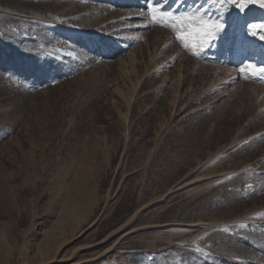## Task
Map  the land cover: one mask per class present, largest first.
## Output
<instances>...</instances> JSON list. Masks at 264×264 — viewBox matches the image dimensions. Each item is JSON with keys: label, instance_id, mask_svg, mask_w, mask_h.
I'll use <instances>...</instances> for the list:
<instances>
[{"label": "rangeland", "instance_id": "1", "mask_svg": "<svg viewBox=\"0 0 264 264\" xmlns=\"http://www.w3.org/2000/svg\"><path fill=\"white\" fill-rule=\"evenodd\" d=\"M110 1L0 0V264H264V0Z\"/></svg>", "mask_w": 264, "mask_h": 264}, {"label": "snow or ice", "instance_id": "2", "mask_svg": "<svg viewBox=\"0 0 264 264\" xmlns=\"http://www.w3.org/2000/svg\"><path fill=\"white\" fill-rule=\"evenodd\" d=\"M256 0H241V3L238 4L237 6L241 8V10H243L245 7H247V4L249 3H255ZM233 3H236V0H233ZM262 6H264V3H262ZM191 19H190V23H191ZM251 27V26H250ZM259 29H264V24H260L257 26ZM224 28L223 24H209V23H202L200 25V27L198 29H196L197 35H202L204 37H208L207 40H205L204 42L209 44L211 43V37L212 35H214L216 32L222 31ZM177 39H179L181 41V43L183 44V46L185 48H188L189 50L191 49V45L186 41L184 35H178ZM196 54V53H194ZM252 69V66H249V70ZM242 71H246L245 69H242ZM259 71L261 73H264V68H260Z\"/></svg>", "mask_w": 264, "mask_h": 264}, {"label": "bare ground", "instance_id": "3", "mask_svg": "<svg viewBox=\"0 0 264 264\" xmlns=\"http://www.w3.org/2000/svg\"><path fill=\"white\" fill-rule=\"evenodd\" d=\"M112 1H115V0H111L110 2H112ZM136 1H137V0H122V4H123V5H127V4H132V5H133V3H135ZM138 4H139V3H138ZM253 19H254V18H253ZM257 19H258V18H257ZM260 19H261V18H260ZM248 20H252V18H249ZM259 24H260V23H259ZM255 25H256V24H255ZM249 26H250V25H249ZM253 30H254V29H253ZM259 30H261V29H259ZM262 31H263V30H262ZM263 32H264V31H263ZM255 38H256V37H255ZM244 40H245L246 42H248V43L251 42V41H252V42H255L254 36L251 37V35H248V34H247V31L244 32V37H243L242 43H244ZM257 40H258V38H257ZM263 42H264V39H263V40L260 39V42H258V43L260 44V43H263ZM252 44H253V43H252ZM263 44H264V43H263ZM263 44H262V45H263ZM259 46H261V45H259ZM250 47H252V46H250ZM250 47H249V48H250ZM249 48H248V49H249ZM239 51H240V50H239ZM241 51L244 52V50H241ZM241 51H240V52H241ZM252 51H254V50H251L250 52L247 51V53H251ZM240 52H237V53L235 52V53H236V57H239V56L241 55ZM253 53H254V52H253ZM256 54H259L260 56L263 57V56H264V50H263V51H258V50H257V51H256ZM245 55H247V54H245ZM253 56H254V55H252V57H253ZM256 56H257V55H256ZM232 57H233V56H232ZM232 57H231V58H232ZM241 57H242V56H241ZM245 57H247V56H245ZM242 58H243V57H242ZM254 58H255V57H254ZM263 58H264V57H263ZM230 60H231V59H230ZM245 60H246V59H244V60H242V61H245ZM249 60H252V59H249ZM246 61H247V60H246ZM253 61H254V59H253ZM259 61H261V60L259 59ZM259 61H258V63H260ZM263 61H264V60H263ZM263 61H262V63H263ZM232 62L234 63L233 58H232ZM239 62H241V61H239ZM254 62H256V61H254ZM262 63H261V64H262ZM261 64H260V65H261ZM238 71H240V70H238ZM241 72H242V71H241ZM234 73H235V72H234ZM263 79H264V78H263Z\"/></svg>", "mask_w": 264, "mask_h": 264}]
</instances>
